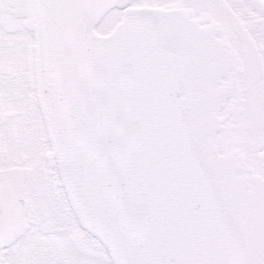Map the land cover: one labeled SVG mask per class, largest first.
I'll return each instance as SVG.
<instances>
[{"label": "snow or ice", "instance_id": "obj_1", "mask_svg": "<svg viewBox=\"0 0 264 264\" xmlns=\"http://www.w3.org/2000/svg\"><path fill=\"white\" fill-rule=\"evenodd\" d=\"M0 264H264V0H0Z\"/></svg>", "mask_w": 264, "mask_h": 264}]
</instances>
